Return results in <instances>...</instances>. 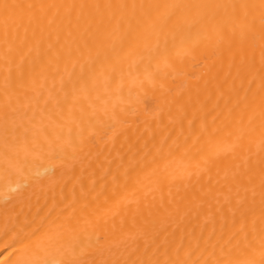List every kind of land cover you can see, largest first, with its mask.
<instances>
[{"label": "bare ground", "instance_id": "bare-ground-1", "mask_svg": "<svg viewBox=\"0 0 264 264\" xmlns=\"http://www.w3.org/2000/svg\"><path fill=\"white\" fill-rule=\"evenodd\" d=\"M0 264H264V0H0Z\"/></svg>", "mask_w": 264, "mask_h": 264}]
</instances>
